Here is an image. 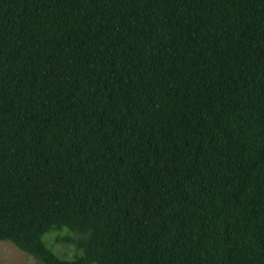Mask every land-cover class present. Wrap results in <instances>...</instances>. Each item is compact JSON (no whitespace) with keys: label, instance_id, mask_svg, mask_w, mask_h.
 <instances>
[{"label":"trees","instance_id":"trees-1","mask_svg":"<svg viewBox=\"0 0 264 264\" xmlns=\"http://www.w3.org/2000/svg\"><path fill=\"white\" fill-rule=\"evenodd\" d=\"M0 240L264 264V0H0Z\"/></svg>","mask_w":264,"mask_h":264},{"label":"rangeland","instance_id":"rangeland-1","mask_svg":"<svg viewBox=\"0 0 264 264\" xmlns=\"http://www.w3.org/2000/svg\"><path fill=\"white\" fill-rule=\"evenodd\" d=\"M56 232H49L45 238L49 245L62 256H71L76 248L71 244L57 242L55 240ZM0 264H38L36 258L18 248L13 242L0 240Z\"/></svg>","mask_w":264,"mask_h":264}]
</instances>
